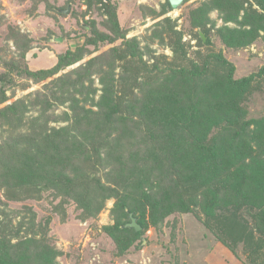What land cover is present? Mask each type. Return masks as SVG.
I'll use <instances>...</instances> for the list:
<instances>
[{"label": "trees", "instance_id": "obj_1", "mask_svg": "<svg viewBox=\"0 0 264 264\" xmlns=\"http://www.w3.org/2000/svg\"><path fill=\"white\" fill-rule=\"evenodd\" d=\"M84 3L80 10L74 0L33 2L51 18L66 17L70 5L81 31L74 36L83 38L49 69L28 68L33 38L7 26L5 40L16 55L1 60L0 71L4 200H42L46 193L57 201L53 213L65 218L63 208L74 205L81 221L113 200V224L103 231L122 254L134 241L140 246L148 229L157 233L168 218L191 212L229 251L240 248L249 264H264V113L248 109L264 94V65L238 78L220 49L264 43V0H202L179 29L168 0L158 8L140 5L143 18L159 19L143 46L127 37L114 0ZM70 35L48 30L41 47ZM153 43L170 55L157 54ZM20 79L41 89L9 103L7 92ZM4 206L0 200V264H57L51 219L36 224L24 208L29 218L14 223L16 214ZM129 214L139 232L123 227Z\"/></svg>", "mask_w": 264, "mask_h": 264}, {"label": "rangeland", "instance_id": "obj_2", "mask_svg": "<svg viewBox=\"0 0 264 264\" xmlns=\"http://www.w3.org/2000/svg\"><path fill=\"white\" fill-rule=\"evenodd\" d=\"M35 1V0H34ZM33 0H0V71H3L1 60H9L15 56V49L10 41L5 40L7 26L27 33L33 38L32 49L27 53L25 59L30 70L36 71L49 69L56 62V55L66 49H74L82 45L83 38H77L76 34H81L80 29L75 25V21L66 14V11L59 10L66 14V17L55 15V18L48 17L44 4L34 8ZM49 3L62 5L65 0H47ZM75 6L80 10H85L87 5L84 0H74ZM202 0H186L177 10L169 13L171 19H177V29L185 25L187 12L195 7ZM118 8L119 22L128 30L127 37H137L141 45H145L147 37L153 25L159 19L150 17L143 18L138 11V6L157 7L164 0H114ZM53 16V14H52ZM210 17L217 19L216 12H211ZM92 15H87L90 20ZM94 17L93 19H95ZM217 26L221 25L220 19L216 21ZM53 31L56 35L71 32V38L66 41H57L46 44L45 48L42 39L46 36V31ZM264 35V32H262ZM190 35H186L183 41H188ZM59 39H62L59 37ZM192 42V44H191ZM194 42V43H193ZM192 49H196V41L190 40ZM220 45L217 44V47ZM157 54L170 55L168 48L153 43L150 45ZM221 47V46H220ZM223 56L226 57L236 68V77H244L255 72L264 65V43L260 40L248 48L232 51L220 48ZM194 51V50H193ZM89 56L84 60H88ZM71 69V68H69ZM97 81V79H96ZM19 86L14 92H7L10 96L9 103L14 100L25 99L28 95L32 99L35 91L41 89L40 84H32L27 80L20 79L16 82ZM29 93V94H28ZM253 102L248 109L252 115L264 113V94L254 96ZM65 110L60 107L56 113ZM35 116V113H31ZM1 133V131H0ZM0 200L5 203L7 212L15 213L14 223L20 216L29 218L24 208L31 209L35 213V223L43 219L50 218L49 233L51 244L61 254L57 257V264H249L246 256L240 248L236 249L237 254L232 253L221 244L215 235L209 231L202 223L201 216L197 217L193 213L176 214L168 218L159 232L148 229L143 237V242L139 246L138 241H134L125 252L118 253L116 245L105 234L103 228L113 224L110 210L113 200L106 202L102 210L95 219L91 218L81 221V213L75 206H67L65 218L60 212H52L51 209L57 201L44 193L42 200H27L24 202H7L0 192ZM169 223V224H168ZM172 223H175L172 230Z\"/></svg>", "mask_w": 264, "mask_h": 264}, {"label": "water", "instance_id": "obj_3", "mask_svg": "<svg viewBox=\"0 0 264 264\" xmlns=\"http://www.w3.org/2000/svg\"><path fill=\"white\" fill-rule=\"evenodd\" d=\"M184 1H186V0H168L169 4L173 10H177L178 7H180L184 3ZM69 12H70V8L68 7V9L65 13L68 14ZM54 41L61 42L62 39L58 38V39H54ZM128 218H129V222L127 224H125L123 227L128 228V229H133L135 232H139L141 230V227L137 223L136 218H134L132 214H129Z\"/></svg>", "mask_w": 264, "mask_h": 264}, {"label": "built area", "instance_id": "obj_4", "mask_svg": "<svg viewBox=\"0 0 264 264\" xmlns=\"http://www.w3.org/2000/svg\"><path fill=\"white\" fill-rule=\"evenodd\" d=\"M194 43V42H193ZM191 44H192V42H191Z\"/></svg>", "mask_w": 264, "mask_h": 264}]
</instances>
